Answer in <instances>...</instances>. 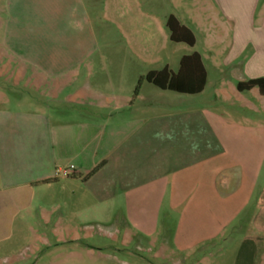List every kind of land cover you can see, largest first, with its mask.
Segmentation results:
<instances>
[{
	"label": "rangeland",
	"instance_id": "obj_1",
	"mask_svg": "<svg viewBox=\"0 0 264 264\" xmlns=\"http://www.w3.org/2000/svg\"><path fill=\"white\" fill-rule=\"evenodd\" d=\"M263 1H233L236 18L229 21L221 0H0V92L9 110H40L68 121L60 131L51 125L54 136H75L79 121L103 127L97 163L89 172L100 170L110 158L112 123L131 118L130 107H158L160 92L146 82L147 72L165 62L175 70L176 59L190 51L168 40L163 17L170 13L193 31L192 50L208 73L198 105L214 109L216 128L230 119L264 140V98L255 101L236 91L240 71L248 78L264 68L226 61L234 29H249L247 20ZM219 85H227L225 96L218 94ZM261 177L256 191L264 185V169ZM44 182L0 189V264L247 263L241 217L217 241L197 246L191 229L183 232L181 226L189 215L186 206H123L121 199L96 197L93 186ZM224 188L219 180L220 193ZM254 209L264 233V209ZM263 251L264 243L251 264L260 263Z\"/></svg>",
	"mask_w": 264,
	"mask_h": 264
},
{
	"label": "crops",
	"instance_id": "obj_2",
	"mask_svg": "<svg viewBox=\"0 0 264 264\" xmlns=\"http://www.w3.org/2000/svg\"><path fill=\"white\" fill-rule=\"evenodd\" d=\"M221 1L224 18L235 20L236 15L231 12L235 0ZM169 16L191 31L194 44L190 47L175 43L190 49L176 59L175 70L165 62L159 70H149L147 74L164 68L175 73L183 56L196 53L206 72L205 89L208 73L201 55L192 50L196 42L194 33L170 13L163 17L165 27ZM247 22L251 25L249 29H234L235 41L226 61H237L240 67L264 68V1L259 12L255 6ZM250 34L254 35L253 48L247 55L246 46L252 41ZM241 73L237 84L264 79L262 69L248 78ZM204 89L196 95L158 89V107L152 108L151 103L139 109L130 107L131 118L111 125L107 140L112 146L106 165L86 180L84 177L97 163L103 127L79 121L75 125L80 130L75 136L66 133L62 137L59 133L54 136L52 124L60 131L69 122L48 118L40 110H9L7 96L0 92V189L4 192L7 187L40 185L47 180L44 182L47 186L61 183L93 186V195L101 199L109 195L116 202L121 199L123 206H170L171 209L186 206L189 215L181 226L183 232L191 229L197 246L217 241L222 231L241 217L238 224L244 229L242 242L253 241L256 254L264 243L263 222L256 226L257 218L253 215L254 208L264 209V185L256 191L264 169V140L230 119L224 118L216 128L218 116L214 109L199 106L196 100ZM226 91L227 85H219V95L225 96ZM236 91L239 95L248 93L255 101L264 98L257 88ZM169 106L171 109H167ZM91 131L93 134L88 139ZM105 143L108 147V142ZM101 175L105 179L100 183L97 179ZM219 180L226 187L223 193L218 189ZM232 180H236L233 190ZM251 226L253 229L248 231ZM180 233L183 238L185 234ZM260 260L259 264H264V253Z\"/></svg>",
	"mask_w": 264,
	"mask_h": 264
},
{
	"label": "trees",
	"instance_id": "obj_3",
	"mask_svg": "<svg viewBox=\"0 0 264 264\" xmlns=\"http://www.w3.org/2000/svg\"><path fill=\"white\" fill-rule=\"evenodd\" d=\"M166 28L169 31V40L174 43H184L188 46H193L194 37L191 31L173 17L169 16L166 20ZM145 80L161 90L173 91L184 95H196L202 92L206 83V72L200 61L198 54L193 53L188 56H183L179 61L178 70L175 73L166 68L158 72H150L145 76ZM257 88L259 93L264 96V79H253L244 83H238L236 89L239 92L249 91ZM98 168L89 172L84 179H88ZM264 241V239H263ZM253 241L246 240L242 244V253L245 252L246 264H251L255 254Z\"/></svg>",
	"mask_w": 264,
	"mask_h": 264
},
{
	"label": "built area",
	"instance_id": "obj_4",
	"mask_svg": "<svg viewBox=\"0 0 264 264\" xmlns=\"http://www.w3.org/2000/svg\"><path fill=\"white\" fill-rule=\"evenodd\" d=\"M66 173V172H65Z\"/></svg>",
	"mask_w": 264,
	"mask_h": 264
}]
</instances>
